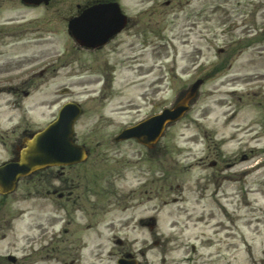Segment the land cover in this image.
<instances>
[{
	"label": "rangeland",
	"instance_id": "obj_1",
	"mask_svg": "<svg viewBox=\"0 0 264 264\" xmlns=\"http://www.w3.org/2000/svg\"><path fill=\"white\" fill-rule=\"evenodd\" d=\"M118 1L134 25L98 53L76 46L63 18L76 15L78 7L89 0H66L63 15L67 16L51 15L44 9L23 13L19 7L5 8L9 2L0 5V22L21 16L27 21L39 20L44 29L33 36H49L47 43L57 45L58 39V46L68 47V64L75 75L69 81L65 71L46 84L44 91L34 93L33 108L29 101L24 106L33 111V124L30 115L28 121L23 117V124L42 129L65 103L76 100L87 111L77 123L80 137L95 133L92 138L106 140L153 112L172 107L197 79H205L190 112L169 126L159 141L163 156L145 165L150 189L162 181L166 187L159 195L150 193L149 214H158L166 201L158 216L159 227L171 239L168 248L172 251L182 242L202 246L203 260L211 259L212 264H264V0ZM168 2L170 7H165ZM36 27L40 25L33 24ZM92 75L100 82L82 87L85 83L78 77ZM104 83L108 85L105 94ZM99 87V92L103 90L100 100L93 103L90 100L99 95ZM45 91L50 93L45 95ZM136 147L125 145L122 154L128 155ZM218 148L222 166L215 169L210 160ZM258 163L261 166L253 168ZM138 166L136 162L133 168ZM175 198L184 201L175 203ZM25 200L22 208L35 212L38 204ZM31 218L28 213L21 220L23 246L29 243L24 236L31 235ZM136 234L142 238L138 229ZM7 243L0 244V249ZM108 245L112 247L103 243L106 249ZM142 245L137 243L135 248ZM171 255L178 257L175 251Z\"/></svg>",
	"mask_w": 264,
	"mask_h": 264
},
{
	"label": "flooded vegetation",
	"instance_id": "obj_2",
	"mask_svg": "<svg viewBox=\"0 0 264 264\" xmlns=\"http://www.w3.org/2000/svg\"><path fill=\"white\" fill-rule=\"evenodd\" d=\"M65 2L51 0L44 8L51 11V15H63ZM16 27L0 28V164L14 161L24 141L32 135V130L22 129L18 121L19 99L33 97L37 80H56L70 66L68 47L63 49L53 43L46 47L44 38L18 42L22 31L15 30ZM36 65L41 67L33 71ZM6 122L12 126L5 128ZM95 135L75 141L87 154L83 162L38 171L31 175L30 187L17 188L11 194L0 189V244L9 242L0 249V264H107L104 258L133 260L137 255L146 259L145 264H150L149 248L135 253L134 227L146 229L142 232L144 243H149V236L152 237L160 248L161 264H199L198 257H194L198 254L196 248L183 243L173 250L180 254L179 260L168 261L167 255L173 252L168 249L170 240L155 229L150 230L157 223L156 218L149 216L150 193L164 192L165 183L162 181L161 185L150 189L151 177L145 168L149 148L136 140H99L92 138ZM125 145L138 148L124 155ZM217 151L215 156L219 158ZM151 154L159 158L163 151L157 144ZM136 162L139 166L133 168ZM218 162L215 159L216 166ZM23 198L38 204L37 210L30 212L31 235L24 236L28 239L29 251L27 246L23 250L21 246ZM102 228L110 235L103 234ZM103 241L113 242L114 247L107 251ZM200 264L208 263L201 261Z\"/></svg>",
	"mask_w": 264,
	"mask_h": 264
},
{
	"label": "water",
	"instance_id": "obj_3",
	"mask_svg": "<svg viewBox=\"0 0 264 264\" xmlns=\"http://www.w3.org/2000/svg\"><path fill=\"white\" fill-rule=\"evenodd\" d=\"M124 21L125 17L122 16L119 6L112 4L88 11L77 23L71 25V30L78 42L87 47H96L106 43L112 35L118 33ZM202 83L203 81L197 82L173 109H166L163 114L127 130L123 137L137 138L149 145L156 141L168 123L176 122L189 110V104L196 98ZM79 114L77 106L73 104L65 106L59 119L34 139L30 149L24 154L22 163L5 171L12 174V179L16 180L20 175H26L35 169V166L45 164L52 159L58 162L67 161L66 163L76 161L78 154L71 150L74 123Z\"/></svg>",
	"mask_w": 264,
	"mask_h": 264
}]
</instances>
